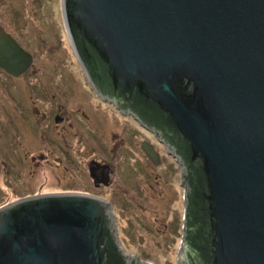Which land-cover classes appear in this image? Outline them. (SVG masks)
Instances as JSON below:
<instances>
[{
	"label": "water",
	"instance_id": "obj_1",
	"mask_svg": "<svg viewBox=\"0 0 264 264\" xmlns=\"http://www.w3.org/2000/svg\"><path fill=\"white\" fill-rule=\"evenodd\" d=\"M62 10L98 97L179 165L177 264H264V0H62ZM0 35V62L26 55ZM0 264L156 263L125 250L103 199L49 194L0 209Z\"/></svg>",
	"mask_w": 264,
	"mask_h": 264
},
{
	"label": "flooded vegetation",
	"instance_id": "obj_2",
	"mask_svg": "<svg viewBox=\"0 0 264 264\" xmlns=\"http://www.w3.org/2000/svg\"><path fill=\"white\" fill-rule=\"evenodd\" d=\"M7 32L26 55L0 62V209L26 197L85 194L111 206L122 246L123 227L163 235L178 223L182 236L184 197L168 177L165 146L98 97L84 70L85 84L71 81L55 54L57 35Z\"/></svg>",
	"mask_w": 264,
	"mask_h": 264
},
{
	"label": "rangeland",
	"instance_id": "obj_3",
	"mask_svg": "<svg viewBox=\"0 0 264 264\" xmlns=\"http://www.w3.org/2000/svg\"><path fill=\"white\" fill-rule=\"evenodd\" d=\"M3 5L0 12L5 16L1 21L3 28L14 35H57L55 49L61 48L60 52H55L59 62L66 64V70L70 72L71 81L86 83V77L82 72V67L74 53L70 39L68 37L62 10L61 0H0ZM58 44L59 47H58ZM57 63V62H56ZM72 77V78H71ZM90 90V89H89ZM94 96V94L92 95ZM137 130H142L138 123H135ZM150 140L155 143L153 137ZM169 179L176 184L173 188L181 189L184 197V189L179 181V165L175 158L167 153ZM172 157V158H171ZM27 165L23 167L26 170ZM20 170L17 172L19 173ZM175 194L174 190L172 192ZM175 197V195H174ZM179 197V195H178ZM14 199L16 197H13ZM130 221L128 218L120 220L119 224ZM151 220H147L146 226L151 227ZM178 223L165 234L155 231L132 233L123 227L121 238L123 246L128 253L139 254L142 258L149 259L156 264H177V253L180 243L181 232L177 228ZM177 228V229H176ZM154 228H150L152 230ZM141 231H143L141 229Z\"/></svg>",
	"mask_w": 264,
	"mask_h": 264
},
{
	"label": "bare ground",
	"instance_id": "obj_4",
	"mask_svg": "<svg viewBox=\"0 0 264 264\" xmlns=\"http://www.w3.org/2000/svg\"><path fill=\"white\" fill-rule=\"evenodd\" d=\"M61 2H62V0H61ZM1 31H4L3 29H0ZM5 32H7V31H5ZM8 33V32H7Z\"/></svg>",
	"mask_w": 264,
	"mask_h": 264
}]
</instances>
